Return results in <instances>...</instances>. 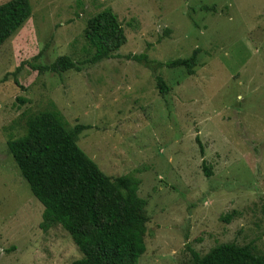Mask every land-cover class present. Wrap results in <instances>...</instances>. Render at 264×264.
I'll return each mask as SVG.
<instances>
[{
  "label": "rangeland",
  "instance_id": "obj_1",
  "mask_svg": "<svg viewBox=\"0 0 264 264\" xmlns=\"http://www.w3.org/2000/svg\"><path fill=\"white\" fill-rule=\"evenodd\" d=\"M30 3L31 18L0 48V264L82 257L61 226L41 229L44 206L8 148L26 134L30 116L54 104L68 128L92 126L77 143L105 174L140 180L149 222L138 264H192L191 250L203 256L225 243L264 254V0ZM108 9L128 42L123 58L91 64L87 22ZM196 48L193 75L183 67L153 74L126 58L147 53L166 63ZM62 56L81 71L26 65L17 75L23 87L16 84L12 74L23 62L45 65ZM156 75L170 88L165 97Z\"/></svg>",
  "mask_w": 264,
  "mask_h": 264
},
{
  "label": "trees",
  "instance_id": "obj_2",
  "mask_svg": "<svg viewBox=\"0 0 264 264\" xmlns=\"http://www.w3.org/2000/svg\"><path fill=\"white\" fill-rule=\"evenodd\" d=\"M31 16L30 0H10L0 5V48ZM85 37L95 49L91 64L123 58L119 51L128 39L111 9L89 19ZM199 53L196 48L190 57L166 63L151 60L147 53L126 58L144 65L153 74L163 68L183 67L193 75ZM40 57L41 53L34 60ZM26 65L33 71L54 74L81 71L78 63L68 56L45 65L26 61L12 74L21 87L17 75ZM155 78L160 94L165 97L170 88L162 76ZM8 79L6 75L3 82ZM17 100L26 102L20 97ZM89 129L92 126L84 124L68 128L54 104L51 110L30 116L26 134L10 140L8 148L21 177L44 206L41 229L48 231L61 226L81 252L82 257L72 264H138L147 250L149 222L147 201L138 193L140 180L105 174L77 143ZM204 170L208 177L212 175L209 168ZM191 254L192 264H264V254L255 253L250 244H219L203 256L193 250Z\"/></svg>",
  "mask_w": 264,
  "mask_h": 264
}]
</instances>
